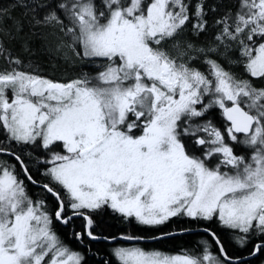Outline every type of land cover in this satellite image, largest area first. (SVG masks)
I'll return each mask as SVG.
<instances>
[{
    "label": "snow or ice",
    "instance_id": "snow-or-ice-1",
    "mask_svg": "<svg viewBox=\"0 0 264 264\" xmlns=\"http://www.w3.org/2000/svg\"><path fill=\"white\" fill-rule=\"evenodd\" d=\"M90 261L264 264V0L0 6V264Z\"/></svg>",
    "mask_w": 264,
    "mask_h": 264
},
{
    "label": "trees",
    "instance_id": "trees-1",
    "mask_svg": "<svg viewBox=\"0 0 264 264\" xmlns=\"http://www.w3.org/2000/svg\"><path fill=\"white\" fill-rule=\"evenodd\" d=\"M9 2V0H0V6L6 5ZM14 15L19 16L20 10L17 9L14 13ZM33 48L35 51V57L34 59L37 60V62L41 63L43 66H45L49 71L52 70L51 65L55 62L53 60H50L48 57V53L42 48L41 41L39 39H36L33 42ZM58 64L57 66V73L58 74H67V75H73L75 72V69L70 65H64L63 63L56 62ZM105 233L107 232H116L117 235H119L120 230L127 231L128 229L125 228L123 225L117 224L114 220H112L109 217L104 218V224L103 229ZM133 232H137L136 229H132ZM57 232L66 240L67 243L70 244V246L73 249L81 250L78 246V244L74 241H71L64 232V229L57 228ZM200 237L196 235H184L181 238H178L176 240H168L164 243H155V242H147L144 243L143 246L147 248H159L162 251L178 254L181 250V248H190L193 247L196 244V241L199 240ZM227 239V237H226ZM97 248H99L100 251V257L103 256L104 253V245L103 244H93L92 250L93 252H96ZM232 251H236V249H232ZM99 257H93L92 259L95 260ZM91 264V261H90Z\"/></svg>",
    "mask_w": 264,
    "mask_h": 264
},
{
    "label": "rangeland",
    "instance_id": "rangeland-1",
    "mask_svg": "<svg viewBox=\"0 0 264 264\" xmlns=\"http://www.w3.org/2000/svg\"><path fill=\"white\" fill-rule=\"evenodd\" d=\"M143 246V245H142Z\"/></svg>",
    "mask_w": 264,
    "mask_h": 264
}]
</instances>
